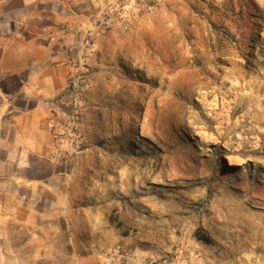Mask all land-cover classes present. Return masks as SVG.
<instances>
[{
  "label": "rangeland",
  "instance_id": "rangeland-1",
  "mask_svg": "<svg viewBox=\"0 0 264 264\" xmlns=\"http://www.w3.org/2000/svg\"><path fill=\"white\" fill-rule=\"evenodd\" d=\"M126 27L93 24L82 110L102 191L135 222L125 246L264 264V0H160Z\"/></svg>",
  "mask_w": 264,
  "mask_h": 264
},
{
  "label": "crops",
  "instance_id": "crops-1",
  "mask_svg": "<svg viewBox=\"0 0 264 264\" xmlns=\"http://www.w3.org/2000/svg\"><path fill=\"white\" fill-rule=\"evenodd\" d=\"M70 1L0 0V264H109L103 250L136 243L123 233L132 214L102 191L92 147L66 163L51 158L47 124L64 121L67 81L93 39L98 6L78 0L69 9ZM118 36H98L96 52Z\"/></svg>",
  "mask_w": 264,
  "mask_h": 264
},
{
  "label": "built area",
  "instance_id": "built-area-1",
  "mask_svg": "<svg viewBox=\"0 0 264 264\" xmlns=\"http://www.w3.org/2000/svg\"><path fill=\"white\" fill-rule=\"evenodd\" d=\"M97 3L95 10L90 15V28L87 31L89 37H93V24L98 27L97 33L114 28L126 29V24L131 18L134 10L139 8H150L151 3L160 0H94ZM78 0L69 2L72 9ZM93 43H88L84 55L80 57L75 69L77 71L68 78L66 91L69 95L67 109L63 122L52 118L47 124V131L51 135L50 145L51 158L57 162L66 163L79 158L89 149L88 138L81 131L82 110L85 97L91 86L89 69L86 58L92 53ZM137 251L128 246L120 244L106 248L101 256L109 264H172L164 257L139 258ZM188 264H191L189 261Z\"/></svg>",
  "mask_w": 264,
  "mask_h": 264
},
{
  "label": "bare ground",
  "instance_id": "bare-ground-1",
  "mask_svg": "<svg viewBox=\"0 0 264 264\" xmlns=\"http://www.w3.org/2000/svg\"><path fill=\"white\" fill-rule=\"evenodd\" d=\"M254 98V97H253ZM248 110V109H247ZM246 112V111H245ZM225 157V159L227 160V162H228V164L230 165V166H234V165H236V163H237V161H236V159H235V157H232V156H230V155H226V156H224Z\"/></svg>",
  "mask_w": 264,
  "mask_h": 264
},
{
  "label": "trees",
  "instance_id": "trees-1",
  "mask_svg": "<svg viewBox=\"0 0 264 264\" xmlns=\"http://www.w3.org/2000/svg\"><path fill=\"white\" fill-rule=\"evenodd\" d=\"M221 162L223 163V165H225L224 161L221 160Z\"/></svg>",
  "mask_w": 264,
  "mask_h": 264
}]
</instances>
